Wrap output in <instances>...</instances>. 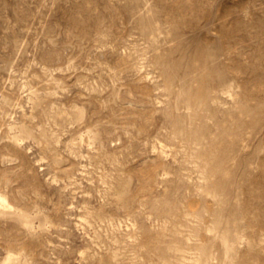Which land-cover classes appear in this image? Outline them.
Segmentation results:
<instances>
[{
    "label": "clouds",
    "instance_id": "clouds-1",
    "mask_svg": "<svg viewBox=\"0 0 264 264\" xmlns=\"http://www.w3.org/2000/svg\"><path fill=\"white\" fill-rule=\"evenodd\" d=\"M0 264H264V0H0Z\"/></svg>",
    "mask_w": 264,
    "mask_h": 264
}]
</instances>
